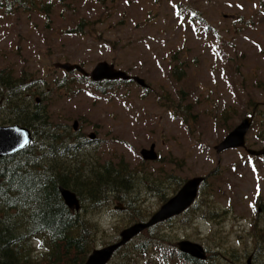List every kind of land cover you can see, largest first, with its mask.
<instances>
[{
	"label": "rangeland",
	"instance_id": "374dc122",
	"mask_svg": "<svg viewBox=\"0 0 264 264\" xmlns=\"http://www.w3.org/2000/svg\"><path fill=\"white\" fill-rule=\"evenodd\" d=\"M51 8L50 18L38 11L0 15V69L32 79L29 93L36 94L29 106L48 108L66 137L73 136L68 127L75 121L80 134L98 131L103 143L85 147L90 158L80 159L81 169L101 156L102 163L125 161L138 177V188L121 195L129 204L135 200L133 215L113 197L103 211L84 214L100 226L96 249L128 228L125 222L149 220L162 205V191L170 192L167 185L176 190L180 179L208 176L214 183L208 197L218 213L209 217L202 204L204 211L191 208L159 225L175 242L165 245L188 240L222 264H253L249 233L264 221V155L247 150L264 152V0H79ZM194 14L200 19L192 20ZM82 21L84 33L70 31ZM66 60L87 72L101 62L113 64L145 79L150 93L135 82L117 83L105 93L87 78L74 84L75 73L68 87L54 88L65 75L56 66ZM181 62L187 72L176 81L174 67ZM188 105L186 124L177 108ZM6 107L3 115L13 122L6 126L15 125L17 115ZM226 109L232 111L230 121L222 117ZM252 115L245 148L218 152L222 140ZM153 144L162 160L145 162L140 152ZM158 183L164 189L149 187Z\"/></svg>",
	"mask_w": 264,
	"mask_h": 264
},
{
	"label": "trees",
	"instance_id": "16d2710c",
	"mask_svg": "<svg viewBox=\"0 0 264 264\" xmlns=\"http://www.w3.org/2000/svg\"><path fill=\"white\" fill-rule=\"evenodd\" d=\"M41 1L0 0V15L8 17L17 11H38L47 12L50 18L51 7L73 5L79 0H50L46 4ZM93 1L99 4L106 2ZM191 19L196 21L200 16L194 14ZM85 23L80 22L70 31L84 33L87 28ZM182 55V52H178L174 56L180 59ZM183 66L181 62L174 67V80L182 81L185 78L187 70ZM66 85L61 83L54 88L62 89ZM114 85L108 84L107 87L113 88ZM32 86L29 76L17 77L12 70L0 69V125L13 124L11 120L7 123L3 115V112L7 113L6 106H11L12 113L17 115L14 122L29 128L34 136L30 147L0 159V264H85L96 249L97 234L100 231V226L85 215L103 211L112 197L123 203L121 195L137 189L135 183L140 182L123 160L117 165L107 163L104 168L90 163V169L85 170L79 167L82 160L74 158L77 166L66 164L72 166L69 171L57 169L58 166L56 168L53 164L52 147L55 138L66 135L62 131L55 132L53 128L58 126L52 122L48 108L41 104L34 105L35 109L29 106L28 101L36 94V91L29 93ZM100 89L108 92L105 88ZM1 101L4 103L1 104ZM177 111L187 124L192 115L190 105L177 108ZM223 116L226 121H230L232 111L224 110ZM211 185L214 183H210L206 177L200 187L198 200L192 207L203 211L208 209L209 217L218 213L214 202L208 197ZM60 187L77 194L82 205L81 212L72 211L66 206ZM149 187L164 189L161 183ZM177 191L173 190V193ZM160 197L161 203L169 200L167 192L162 191ZM134 202L125 204L131 209V215L135 212ZM202 204L205 205L204 209L200 207ZM124 224V228L130 226L129 222ZM158 227L144 231L136 237L138 239L135 238L119 249L113 264H222L214 256L203 261L180 252L177 245H173L175 242L165 232H160ZM119 235L115 234L104 247L116 243ZM249 235H252L255 244L252 251L253 264H264V221L259 220L253 224ZM170 241L174 242L173 246H166V242Z\"/></svg>",
	"mask_w": 264,
	"mask_h": 264
},
{
	"label": "water",
	"instance_id": "95a60500",
	"mask_svg": "<svg viewBox=\"0 0 264 264\" xmlns=\"http://www.w3.org/2000/svg\"><path fill=\"white\" fill-rule=\"evenodd\" d=\"M57 67L69 72L77 69L85 76L91 77L93 81L133 80L142 87H147L144 79L139 77H130L125 72L115 69L114 65H111L107 62L99 63L91 72V74H88L80 66L71 65L69 63L58 64ZM252 122L253 117L245 118L244 121H242L233 131H231L216 147L217 151L222 152L231 149L245 148L246 136L252 126ZM78 127L79 122L75 121L74 128L77 129ZM89 137L93 140L96 135L92 134ZM32 142L33 136L30 129L21 125L1 126L0 159L5 156L16 155L17 153L27 149L32 144ZM247 152L251 156L264 155L263 151H254L249 149ZM141 156L145 161H157L159 156L156 152L155 144H153L149 149L141 150ZM205 179V177H194L189 179L178 191V193L174 197L170 198L166 203H164L149 220L135 223L121 231L119 240L116 243L110 244L100 249H95L85 264H109L119 249L129 244L141 233L182 215L196 202L200 187ZM60 193L69 209L76 212L81 210V203L75 192L60 187ZM178 249L180 252L189 255L192 258L203 261L207 260V252L205 248L199 243L182 240L178 243ZM248 264H251V260L248 261Z\"/></svg>",
	"mask_w": 264,
	"mask_h": 264
},
{
	"label": "flooded vegetation",
	"instance_id": "af4514ba",
	"mask_svg": "<svg viewBox=\"0 0 264 264\" xmlns=\"http://www.w3.org/2000/svg\"><path fill=\"white\" fill-rule=\"evenodd\" d=\"M74 73L76 74V76H78V79L77 80H75L73 78L75 76V75H73ZM86 78L90 80L89 83L92 84V86H96L97 90L98 91H102V92H105V91H103L100 88L107 89L108 88L107 86L110 83L108 80L93 81L90 77H87L85 75H82L81 73H78V72L76 73V71H73L72 73H65L64 78L62 79V81H60L58 83L57 86L59 87V85L61 84V82L67 84L68 79L75 80L74 84H79L81 81L85 80ZM122 82L123 81H120V80L117 81V83L123 84ZM133 82L134 81H132L131 83H133ZM128 83H130V82H127V84ZM127 84H125V85H127ZM136 84L139 85L141 88L147 90L148 93H150V89L151 88L148 86L147 83H146L147 84V87H142L137 82H136ZM68 86H69V84L66 85V87H68ZM62 89H64V88H62ZM107 90L109 92V88ZM37 101L39 102L40 100L37 99ZM53 129H55V132L58 131V133H60V130H62L61 128L59 130L57 127L56 128H53ZM68 130H71V133L73 134V136H71V137H57V138H55V142H54L53 147H52V150H53L52 155H53V159H54V163L53 164H54V166L56 168L58 166L57 169H60L62 171H69L71 169L70 167H72V166H69V165H66V164L75 165V163L73 161L74 158L75 159H82V158H88L90 156L86 152V150L89 149V148H85L86 146L90 145V147H93V145L96 144V143H99V144H102L103 143V140L101 138H98L97 137L98 136V131H96V133H90L89 135H87V134L83 133V131H81V134H80V130H83V129H81L80 125H79V127L77 129L74 128V125L72 127H68ZM92 134H95L96 135V137L93 140L89 137ZM32 136H33V134H32ZM33 141H34V136H33ZM158 156H159V158H158L157 161L162 160V158L159 155V153H158ZM91 158H95V157H91ZM100 158H101V156L99 157V159ZM99 159H97L95 161H92L91 164L93 163L94 165H97L100 168H102V167L104 168L107 163L114 164L113 163V159L112 160H108V162L106 161L104 163H102ZM172 161L173 160H171V162ZM145 162H154V161H145ZM181 166H182V162H180V167ZM172 173L173 172H171L169 174L170 176H167L168 179L170 180V183L172 182V179L175 177V175L172 174ZM187 181H188L187 179H185V180L184 179H180L179 185L182 184V186H183ZM181 187H179V189ZM166 188H168L169 191H170L168 193L169 199L171 197L175 196L176 193L179 191V189H178V191L175 194H173L172 196H170L173 193V190H170V189H172V187L167 185ZM125 204H128V203L123 200V203H121V205H122L123 209L128 210V208L125 206ZM81 209H82V207H81Z\"/></svg>",
	"mask_w": 264,
	"mask_h": 264
}]
</instances>
